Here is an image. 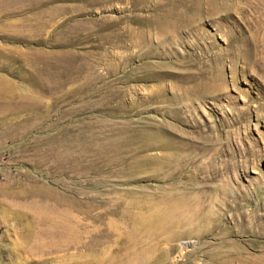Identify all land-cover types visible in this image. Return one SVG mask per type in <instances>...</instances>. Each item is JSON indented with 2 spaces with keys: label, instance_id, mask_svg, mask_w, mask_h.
I'll return each mask as SVG.
<instances>
[{
  "label": "rangeland",
  "instance_id": "obj_1",
  "mask_svg": "<svg viewBox=\"0 0 264 264\" xmlns=\"http://www.w3.org/2000/svg\"><path fill=\"white\" fill-rule=\"evenodd\" d=\"M0 264H264V0H0Z\"/></svg>",
  "mask_w": 264,
  "mask_h": 264
}]
</instances>
